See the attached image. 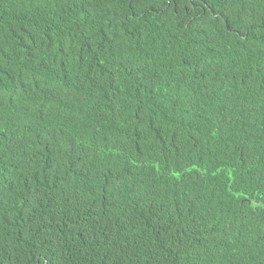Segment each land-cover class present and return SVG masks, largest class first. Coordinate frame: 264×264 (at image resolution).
Wrapping results in <instances>:
<instances>
[{"label": "trees", "instance_id": "1", "mask_svg": "<svg viewBox=\"0 0 264 264\" xmlns=\"http://www.w3.org/2000/svg\"><path fill=\"white\" fill-rule=\"evenodd\" d=\"M0 264H264V0H0Z\"/></svg>", "mask_w": 264, "mask_h": 264}]
</instances>
